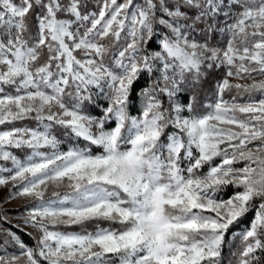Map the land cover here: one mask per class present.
Returning a JSON list of instances; mask_svg holds the SVG:
<instances>
[{"label": "snow or ice", "instance_id": "1", "mask_svg": "<svg viewBox=\"0 0 264 264\" xmlns=\"http://www.w3.org/2000/svg\"><path fill=\"white\" fill-rule=\"evenodd\" d=\"M6 125L0 186L39 235L0 264H223L253 210L233 255L264 264V0H0Z\"/></svg>", "mask_w": 264, "mask_h": 264}, {"label": "trees", "instance_id": "2", "mask_svg": "<svg viewBox=\"0 0 264 264\" xmlns=\"http://www.w3.org/2000/svg\"><path fill=\"white\" fill-rule=\"evenodd\" d=\"M86 7L87 10L90 7L89 3L86 1ZM91 8V7H90ZM218 39L222 40L223 37L222 36H218ZM158 43V42H157ZM223 69H219L217 70L212 76L211 78H208V82L204 84V93H205V98H204V105L205 107L212 103L214 97H213V92L212 90L214 89L215 83L217 81L218 78H220V76L223 73ZM151 84V80L148 78V76L145 74L141 80H139L135 85V95H134V103H135V110H133L132 114L133 115H137L138 114V110L141 106V91L144 88H147L149 85ZM226 98H230L226 97ZM106 106V102L103 100L97 101L95 104H89L88 106V111L91 115L93 116H97L99 117L102 114L103 111V107ZM73 140H75V138H73ZM83 141L80 142L79 146L83 145ZM64 147H69L71 146L68 142V137L65 136L63 138V144ZM2 162L0 161V164ZM237 166H242V165H237ZM206 171V168H205ZM237 189L233 188V187H228L226 189H224L221 193L220 196L223 197L224 199H227L228 197H230L231 195L234 194V192ZM32 204V202L30 203ZM16 210V209H8L7 211L0 208V223L3 224L4 226H6L9 230H11L12 232H14L21 241H23V243L29 247H35V242H36V238L37 236L34 235L28 228H25L24 226L21 225L22 223V219H18V223H13L9 220V216H16L18 213H20L21 211ZM255 214V210L249 212L247 214V216L245 218L242 219V221L240 223H238L237 225L233 226L230 234L228 236V240L230 241V243L228 244V246L226 247L224 254H223V264H235V256L233 255L234 253L237 252V250L240 247V239H239V234L248 227L250 221L252 220V218L254 217ZM107 226V225H105ZM61 230H65V229H61ZM69 231H79V228H71V229H66ZM91 230V228L89 229ZM232 233H235L236 235L233 236ZM5 235V234H4ZM9 241H5L6 242V246L7 249L9 251H14L16 250L15 246H13V242L11 241V239H8ZM0 241L1 238H0ZM2 243V242H1ZM1 246V244H0ZM0 252H2L0 250Z\"/></svg>", "mask_w": 264, "mask_h": 264}, {"label": "rangeland", "instance_id": "3", "mask_svg": "<svg viewBox=\"0 0 264 264\" xmlns=\"http://www.w3.org/2000/svg\"><path fill=\"white\" fill-rule=\"evenodd\" d=\"M90 7L88 8V12H93V11H97L99 9V0H86ZM118 2H121V0H118ZM136 2H141V0H136ZM257 79H260V77H257ZM26 124H28L29 126H34V122H24ZM17 126H21V125H17ZM6 127H11V125H6V126H0V130H3ZM63 148H67L66 146L64 147L62 145ZM14 154L18 156V158H25L26 155L28 154V150L26 149H14L13 150ZM2 163L0 164V168H11V162L10 161H1ZM3 175H8L7 172H3L0 173ZM17 191L16 188L13 187V185L11 183L4 185V186H0V208L4 209V210H8V209H16L21 211L20 213H18L16 216H9V220L13 223H18V219H22V223L21 225L24 226L25 228H28L34 235H36L38 237L39 233L32 228L30 225H26L24 223L25 217L27 215V212L29 211L30 207H31V200L28 197H21L18 195H13V193H15ZM18 211V212H19ZM14 233L11 230H9L6 226H4L3 224L0 223V238L2 241H0V250L2 252H0V254H14L18 252V249L15 245V243L12 241L11 236L8 235V233ZM5 234V235H4ZM16 235V234H15ZM17 236V235H16ZM18 237V236H17ZM11 239V241L13 242V246H15L16 250L14 251H9L7 249L6 246V242L5 241H9L8 239ZM2 242V243H1Z\"/></svg>", "mask_w": 264, "mask_h": 264}]
</instances>
